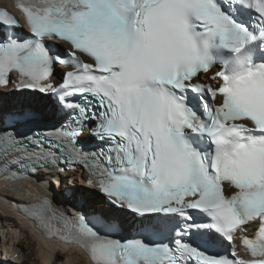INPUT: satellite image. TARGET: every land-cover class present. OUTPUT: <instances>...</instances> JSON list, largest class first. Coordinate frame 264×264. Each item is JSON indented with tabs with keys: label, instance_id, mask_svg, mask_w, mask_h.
<instances>
[{
	"label": "snow or ice",
	"instance_id": "1",
	"mask_svg": "<svg viewBox=\"0 0 264 264\" xmlns=\"http://www.w3.org/2000/svg\"><path fill=\"white\" fill-rule=\"evenodd\" d=\"M16 6L27 35L0 11V89L17 94L0 91V175L80 164L103 197L91 216L60 213L48 199L23 211L91 264H245L206 249L226 240L235 257L232 241L255 222L243 245L249 264H264V0ZM57 65L73 69L58 87ZM49 108L57 125L22 131ZM85 132L96 147L85 148Z\"/></svg>",
	"mask_w": 264,
	"mask_h": 264
},
{
	"label": "bare ground",
	"instance_id": "2",
	"mask_svg": "<svg viewBox=\"0 0 264 264\" xmlns=\"http://www.w3.org/2000/svg\"><path fill=\"white\" fill-rule=\"evenodd\" d=\"M0 4H5L6 7H9L7 0H0ZM202 79H207V76H202ZM0 91L11 93L12 96L17 95L12 88L0 89ZM47 113L49 114H46L44 118L51 120L50 111L48 112L47 110ZM78 171L79 174L70 172L67 176H61L58 174V171L51 170L47 173L40 172L37 177L31 178L30 180L16 183L0 181V236L2 238V240L0 239V260L4 259L1 257L4 252L5 257L10 256L14 261L23 264H90L83 255L78 253L77 247L60 245L54 240L44 238L34 227V223L19 213L16 205L12 203L17 201V199L22 201L35 200L39 198V193L45 192L49 196L53 194L54 200L61 205L67 204L73 209L78 208V211L83 210L84 207L85 211H92L95 206V199L97 197L103 198L94 182L91 186H84L86 188L81 189L94 193L92 200L86 204L83 209L79 208L80 204L76 200H70L64 193H52V190L46 183L39 182L41 180H48L49 182L54 181L56 184L60 185L58 188L61 191L66 188V186L68 187L69 180L76 179L77 177L78 179L80 178L83 181V185H85L89 177L80 170ZM29 184L35 186L36 190L33 191L35 195H32V191L24 190ZM2 185L15 188L23 187L21 191L24 193L21 194V191V193L9 192L6 189H2ZM68 188L70 189V187ZM5 230H7V234H5ZM254 233L255 231L253 233L245 232L242 236L244 237L247 235L248 237H252ZM10 263L12 262L10 261Z\"/></svg>",
	"mask_w": 264,
	"mask_h": 264
},
{
	"label": "rangeland",
	"instance_id": "3",
	"mask_svg": "<svg viewBox=\"0 0 264 264\" xmlns=\"http://www.w3.org/2000/svg\"><path fill=\"white\" fill-rule=\"evenodd\" d=\"M74 173H76V174H79V171H74ZM77 177V176H76ZM39 182H43V183H46L48 186H49V188L52 190V193L54 192H58V193H64L65 194V191L67 190V189H69L68 187H70V189L72 190V191H76V190H81V189H83V188H86V187H84V186H89L88 185V183H85V185H83V181L79 178L78 179V177L75 179H72V180H69V184H68V187L66 186V188H64L62 191L58 188V187H60V185L59 184H56L54 181H52V182H49L48 180L46 181V180H41V181H39ZM42 183V184H43ZM76 183V184H75ZM52 184V185H51ZM4 186V187H3ZM0 188H1V185H0ZM11 190H10V189ZM23 187H20V188H15V187H12V186H6V185H2V189H6V190H8L9 192H12V193H21V194H23L24 192L23 191H21V189H22ZM20 189V190H19ZM21 191V192H20ZM32 195H35V193L33 192L32 193ZM70 200H72V201H74V200H76V199H70ZM77 201V200H76ZM78 202V201H77ZM86 205V204H85ZM84 209H85V207H84ZM7 230H5V232H6ZM2 234V233H1ZM5 234H7V232L5 233ZM0 239L2 240V238H1V236H0Z\"/></svg>",
	"mask_w": 264,
	"mask_h": 264
},
{
	"label": "water",
	"instance_id": "4",
	"mask_svg": "<svg viewBox=\"0 0 264 264\" xmlns=\"http://www.w3.org/2000/svg\"><path fill=\"white\" fill-rule=\"evenodd\" d=\"M44 126V123L42 121H36L35 123L32 124V128L34 129H37V128H41Z\"/></svg>",
	"mask_w": 264,
	"mask_h": 264
}]
</instances>
